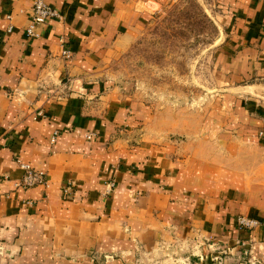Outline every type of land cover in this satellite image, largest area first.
Listing matches in <instances>:
<instances>
[{"label": "crops", "instance_id": "crops-1", "mask_svg": "<svg viewBox=\"0 0 264 264\" xmlns=\"http://www.w3.org/2000/svg\"><path fill=\"white\" fill-rule=\"evenodd\" d=\"M33 1L0 0V264H170L158 255L185 238L203 240L204 254L251 246L264 262V104L239 101L234 131L207 120L200 134L152 130L109 66L160 0H46L63 18L28 38ZM221 6V59L235 79L264 78V0ZM15 157L48 186L17 187ZM241 214L261 224L240 229ZM225 253L201 264L240 263Z\"/></svg>", "mask_w": 264, "mask_h": 264}, {"label": "rangeland", "instance_id": "rangeland-1", "mask_svg": "<svg viewBox=\"0 0 264 264\" xmlns=\"http://www.w3.org/2000/svg\"><path fill=\"white\" fill-rule=\"evenodd\" d=\"M222 4L223 0H160L132 47L110 64L109 81L147 108L152 130L200 134L207 120L215 131H234L232 118L240 114L239 101L264 104V91L247 87L264 84V78H233V70L219 55L225 42ZM179 243L171 255L158 258H168L170 264L211 260V253L202 251L203 240L185 238ZM238 245L223 255L241 256L239 264H264L251 246Z\"/></svg>", "mask_w": 264, "mask_h": 264}, {"label": "built area", "instance_id": "built-area-1", "mask_svg": "<svg viewBox=\"0 0 264 264\" xmlns=\"http://www.w3.org/2000/svg\"><path fill=\"white\" fill-rule=\"evenodd\" d=\"M8 19H12V14H8L6 16ZM1 18V16H0ZM63 16L60 11L47 3L46 0H34L31 10H30V19L28 25L25 29V34L28 38H36L40 36V29L44 25H46L49 21L58 19L62 20ZM12 29V26L9 27V30ZM60 44L63 47V55L65 58L69 59L72 57V51L67 46V40L65 37L60 38ZM38 116H43L42 112L37 114ZM36 117V118H37ZM59 131H56L53 136L51 137V142H55ZM93 133L88 134V138L93 137ZM15 163L19 166L20 169L23 170V175L21 178L16 182L17 187H22L25 189L35 187V186H48L49 181L47 178V173L44 170L37 169L30 163L22 160L20 157L14 158ZM116 182L114 180H110L107 182L106 193L109 194L115 188ZM70 185H68L64 191L69 193ZM237 224L240 229L245 230H253L258 227L261 222L253 217L248 215L241 214L237 217ZM196 244V243H195ZM191 245V244H189ZM163 247L171 248L172 244L170 245H163ZM215 252L211 253V260L214 262L222 263L223 262V255L219 254V250H214ZM218 251V252H217Z\"/></svg>", "mask_w": 264, "mask_h": 264}]
</instances>
